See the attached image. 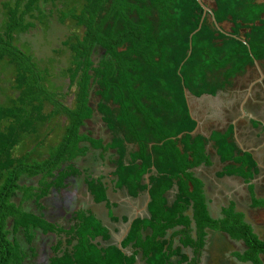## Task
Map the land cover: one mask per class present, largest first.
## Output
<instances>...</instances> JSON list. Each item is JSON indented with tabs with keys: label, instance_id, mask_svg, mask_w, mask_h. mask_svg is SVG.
<instances>
[{
	"label": "trees",
	"instance_id": "1",
	"mask_svg": "<svg viewBox=\"0 0 264 264\" xmlns=\"http://www.w3.org/2000/svg\"><path fill=\"white\" fill-rule=\"evenodd\" d=\"M261 1L201 0L210 11L202 23L204 11L197 0H80L76 9L70 4L67 18L83 32L81 36L72 33L61 46L67 52L60 57L58 51L53 57L66 61L63 56L70 55L62 71L69 81V92L74 95L72 108L58 100L56 91L38 84L34 77L35 62L19 45V41L25 42L21 36L32 29L29 18H34L33 12L47 16L46 6L57 0L5 1V7H1L6 19L0 32V64L5 61L13 67L14 89L19 96L0 111V119L3 115L6 121L0 127V264H24L27 254L16 239L18 234L24 236L29 246L33 241L32 230L39 229L41 234L53 230L52 225L30 208H40V201L51 189L64 186L69 174L66 164L83 153L79 144L88 138L79 135V130L91 116L84 108L101 116L112 140L121 142L120 151H131L133 159L141 161L138 169L155 170L157 177L153 184L158 194H164L171 182L192 179L193 166L207 162L206 139L192 134L196 122L189 114L184 92L196 99L214 97L231 88L236 78L254 68L255 62H264V2ZM44 23L39 25L43 27ZM57 61L56 67L49 66L53 74L59 68ZM91 95L99 98L94 109L90 106ZM46 105L52 108L48 115L43 114ZM52 116H63L67 122L56 152L34 168L24 160L14 159L12 149L18 138L25 136V144L29 141L31 145L36 125H46ZM229 135V132L214 134L211 139L221 162L238 163L248 156L236 154ZM131 165H135L133 161ZM127 172L129 177L131 171ZM41 175L42 179L38 177ZM34 178L43 181L42 190L21 197L22 189L26 190L29 180ZM29 188L35 190L34 185ZM180 196L183 200V195ZM155 202L152 199L151 209L157 210L159 205ZM162 205V213H151L156 224L155 235L139 244L136 241V247L143 251L149 263L154 260V264L167 261L164 242H154V238H161L180 223L174 216L173 222L168 220L170 209ZM132 232L131 240H138V228ZM77 239L73 250L60 258L66 260L65 264H80L86 258L89 264H124L120 251L93 248L81 235ZM199 245L201 240L196 247ZM248 245L253 256L264 254V241L252 237ZM111 257H115L112 263Z\"/></svg>",
	"mask_w": 264,
	"mask_h": 264
},
{
	"label": "crops",
	"instance_id": "2",
	"mask_svg": "<svg viewBox=\"0 0 264 264\" xmlns=\"http://www.w3.org/2000/svg\"><path fill=\"white\" fill-rule=\"evenodd\" d=\"M263 65L264 62L254 64L257 80L250 81L249 69L231 88L214 97L196 99L190 96L198 104L205 101L198 109H191L189 101L188 106L196 122L193 135L206 139L207 162L193 166L192 179L171 182L164 194H158L153 184L157 177L155 170L152 167L138 169L141 161L133 159L131 151L123 153L111 148L114 158L110 159V155L91 147L88 142L92 136L94 140H101L108 131L101 116L94 111L93 121L97 118L99 121V124L95 121V130L88 127L89 119L80 128V135L88 138L81 141L80 150L92 149L91 154L85 157L78 154L67 163L69 174L64 186L51 189L40 201V208L33 206L53 227L46 234L34 230L33 264L58 263L57 259L77 245L80 232L93 248L120 251L124 264H154V260L149 263L143 251L136 247V241L139 244L155 235L156 224L151 213H162V204L170 209L168 220L173 222V216L180 219L178 226L167 230L161 238H154V242H164L167 252L164 264H264V254L253 256L248 245L252 237L264 241ZM101 127L106 133L100 134ZM225 132L230 133L236 154L248 157L238 163L220 161L211 136ZM127 166L132 174L129 177L122 169ZM152 199L159 205L157 210L151 209ZM183 203L188 206L184 207ZM136 227L140 238L131 240L130 235ZM199 239L202 245L196 247ZM160 254L164 255L162 251ZM113 258L110 263L114 262ZM86 259H81L80 264H89Z\"/></svg>",
	"mask_w": 264,
	"mask_h": 264
},
{
	"label": "rangeland",
	"instance_id": "3",
	"mask_svg": "<svg viewBox=\"0 0 264 264\" xmlns=\"http://www.w3.org/2000/svg\"><path fill=\"white\" fill-rule=\"evenodd\" d=\"M5 1L6 0H0V10H1L0 11V32H2L1 25L3 24V20L6 19L4 17L5 13H2V8H1V7H5V4H4ZM79 1L75 0V1L70 2V0H57L55 4L50 5L48 7L46 6V11H49L47 12V16L44 14L42 15L40 11L33 12L35 15L34 18L28 17L30 19V22L32 23V27H31L32 29L28 31V33L26 34L27 37L26 35L21 36V40H24L25 42L22 43L21 41L20 43L19 41V45L21 46L22 50L25 53H27L35 62L36 74L34 75V77L35 79L38 80V84H46V87H48V89H52L53 91H56L58 96L60 97L58 100H61L64 105H67L70 108H72L74 105V95L70 94L69 85H68L69 81L67 80V78L63 77V75L65 74V71L64 72L62 71L65 68L66 61L68 64L70 55L65 54L63 56V58L66 59V61L65 60L57 61L58 58L54 59L53 54L56 55L58 54V51H60L61 52L60 57H61L64 52H67L65 48H62L61 46L65 45V43L69 41L70 36L73 35L72 33H76L78 36H81L83 32L82 28L79 27V29H76L77 25L74 24V21H72L70 18H67V14H70L71 12V5L76 9L77 6L79 5L78 4ZM261 2H264V0ZM40 8L41 10L45 9L44 5H42L41 3H40ZM2 16L3 18L1 20ZM44 21L45 23L43 24V27L40 26L39 23H42ZM226 30L228 31V27L226 28ZM99 57L100 55L97 53L96 58L98 59ZM56 61H57V66H59V68L58 69L56 68L58 72L56 71V73L53 74L54 71H50V69L52 67H56L55 65ZM49 66H50V69H49ZM249 73L250 74L248 77H251L250 81L258 79L257 72L255 69L251 68ZM57 75L58 76L60 75L62 77L59 76L60 78H58ZM13 78H14L13 67L9 66L8 63L5 61L2 62L0 64V111L7 108L11 104V101L14 99H17L19 96L18 92L14 89ZM52 78H55V79L51 81ZM246 79L243 80L242 83H244ZM26 80L27 78H25V81ZM98 99H99L98 97H94V95H91L90 106L93 107V109L95 108V104L97 103ZM188 101L190 102L189 105L191 109H195V108L198 109L199 104L201 105L203 104V106L205 105V101L204 102L199 101V104H198V101H194L190 97ZM51 110H52L51 106L46 105L45 109L43 110V114L48 115L50 114ZM84 111L89 116L91 115L88 118L89 120H91L93 111H88L86 110V108H84ZM0 120H1L0 127H2L4 124H6V121L3 115L1 116ZM95 121L97 122L98 118L97 120L95 119ZM106 121H107V124H110L107 118H105V122ZM96 122L95 124H93V122H89L88 124V127L92 131L95 130L93 129L94 126H97ZM66 123L67 122H66L65 117L60 116L59 118H57L55 116H52L50 119V122L47 123L46 125H43V124L36 125L37 131L35 135L31 137L30 139V142H32L31 145L29 141H27L28 143L25 144L24 140L27 139V138H24L25 136L22 137L23 139L18 138L17 144L12 149V157L14 159H17L20 162L24 160L26 163H28V165L32 166L30 168L36 167V163H40L48 159L49 156H51L53 153L56 152L57 148L59 147V144H61L63 140L64 130H65L64 126L66 125ZM97 123L99 124V121ZM99 132L100 134L106 133L105 129L102 127L101 129H99ZM79 135H80V130H79ZM36 141H38V143L41 142V144L35 145ZM89 143L91 144L92 148L94 149L97 148L98 151L104 152L105 154L110 155V159L114 158L111 155V151H112L111 148L119 149L121 145L120 141L114 142V140H112L111 133H109L108 131H107V136L105 138L103 137L101 140H94L92 136L91 141H89ZM91 150L89 149L83 150V153H80L79 156L82 155L83 157H85L87 154L90 155ZM122 169H123V172L126 170L128 171V166L127 168H122ZM38 177H41L42 179V175ZM25 183L27 184L28 181ZM30 185H34V188H35L34 191L32 190V188H29ZM42 187H44L43 181L35 179V178L31 179L29 180L28 188L26 190L22 189V192H20V195L21 197L24 198L25 197L24 194L29 195V194H32L33 192H39L42 190ZM263 204H264V201H263ZM30 211L35 214L37 213L34 207H31ZM34 233L35 231H31L30 235H34ZM79 235H81V237L85 239L84 235L81 232L79 233ZM39 237H41L40 234H39ZM16 239L18 240L20 245L24 246L26 254H27V257H25L24 264H33V262L31 261V252H30L33 249L32 242H31V245L27 246L25 238L22 234H18ZM50 240H51V243L54 242L52 241V239ZM88 253L91 254V252H88ZM57 260L59 261V264L67 263L66 260L64 259H57Z\"/></svg>",
	"mask_w": 264,
	"mask_h": 264
},
{
	"label": "water",
	"instance_id": "4",
	"mask_svg": "<svg viewBox=\"0 0 264 264\" xmlns=\"http://www.w3.org/2000/svg\"><path fill=\"white\" fill-rule=\"evenodd\" d=\"M198 1V3L200 4V6L202 7V9H203V11H204V13H203V17H202V19H201V23H202V21H203V19H204V17H205V15H206V13L207 12H209L210 13V11L206 8V7H204V5L202 4V2H201V0H197ZM201 23H200V25H199V27H198V29H200V27H201ZM255 65H257V63L255 62L254 63ZM184 94H185V99H186V101H187V104H188V99H189V94L185 91L184 92ZM193 119V118H192ZM194 120V119H193ZM195 121V120H194ZM194 133H195V130H194ZM193 134V133H192Z\"/></svg>",
	"mask_w": 264,
	"mask_h": 264
},
{
	"label": "flooded vegetation",
	"instance_id": "5",
	"mask_svg": "<svg viewBox=\"0 0 264 264\" xmlns=\"http://www.w3.org/2000/svg\"><path fill=\"white\" fill-rule=\"evenodd\" d=\"M96 113H97V112H96ZM96 113L93 112V114H92L91 122H93V124H95V122L93 121V118H94V115H95ZM263 226H264V225H263Z\"/></svg>",
	"mask_w": 264,
	"mask_h": 264
}]
</instances>
